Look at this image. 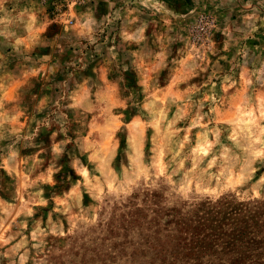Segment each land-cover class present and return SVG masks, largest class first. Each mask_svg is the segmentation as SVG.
Wrapping results in <instances>:
<instances>
[{
    "label": "rangeland",
    "instance_id": "obj_1",
    "mask_svg": "<svg viewBox=\"0 0 264 264\" xmlns=\"http://www.w3.org/2000/svg\"><path fill=\"white\" fill-rule=\"evenodd\" d=\"M0 264H264V0H0Z\"/></svg>",
    "mask_w": 264,
    "mask_h": 264
}]
</instances>
